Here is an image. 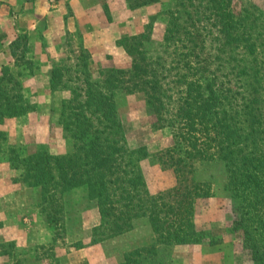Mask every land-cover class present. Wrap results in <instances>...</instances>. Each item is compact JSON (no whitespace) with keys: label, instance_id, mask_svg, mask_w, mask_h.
Returning a JSON list of instances; mask_svg holds the SVG:
<instances>
[{"label":"rangeland","instance_id":"374dc122","mask_svg":"<svg viewBox=\"0 0 264 264\" xmlns=\"http://www.w3.org/2000/svg\"><path fill=\"white\" fill-rule=\"evenodd\" d=\"M191 3L0 0V6L9 5L11 15L16 11L18 18L24 15L28 20L4 48L7 63L0 67V77L4 66L21 74L27 100L25 115L6 119L0 126V264H122L134 251L140 252L144 264H255L244 248L243 234L229 230L235 202L226 189L225 165L189 159L177 126L160 124L138 88H118L116 99L128 146L144 149L147 155L137 162L145 181L142 202L177 203L194 195L197 237L203 233L206 239L221 240L217 245L158 243L146 216L136 218L131 229L121 234L104 227L101 235H95L102 220L84 188L66 195L65 220L51 224L40 206L41 190L29 186L23 177L24 159L30 154L73 152L71 134L61 125L62 102L85 91L83 80L88 75L98 79L105 70L131 71L134 59L121 43L126 38L147 33L141 56L166 63V69L160 66L158 71L161 77L171 75L169 81L174 82L166 99L171 105L166 108L172 112L178 97L173 80L176 60L180 62L185 49L205 79L218 80V85L232 90L229 98L233 96L239 104L246 98H264V71L260 73L264 69V0H223V11L217 10L220 0L217 4L194 0L193 7ZM169 29L172 35L167 34ZM18 37L20 45L27 44V64L20 68L11 50ZM18 53L23 55L22 47ZM124 77L131 79L130 74Z\"/></svg>","mask_w":264,"mask_h":264},{"label":"trees","instance_id":"16d2710c","mask_svg":"<svg viewBox=\"0 0 264 264\" xmlns=\"http://www.w3.org/2000/svg\"><path fill=\"white\" fill-rule=\"evenodd\" d=\"M189 1L193 7L194 0ZM217 1L211 0L212 4ZM222 3L220 0L217 10H224ZM182 6L188 8L186 3ZM172 31L169 29L167 34L172 35ZM146 38L147 33H143L121 41L134 59L131 71L105 70L98 79L88 75L83 80L82 94L65 97L61 125L71 134L74 150L64 155L43 151L30 154L23 164L25 182L41 190L40 206L51 224L60 225L65 220L66 195L84 188L86 199L96 203L102 220L95 228V235H101L104 227L114 235L121 234L131 229L136 218L146 216L158 243L217 245L221 240L206 239L203 233L197 237L194 195L182 197L177 203L159 204L154 199L150 205L142 202L145 181L137 162L147 155L142 153L144 149L131 150L128 146L116 99L118 88H138L160 124L177 126L175 130L189 159L219 161L225 165L226 189L235 202L229 230L241 232L252 261L264 264V98L249 101L246 98L241 104L233 96L229 98L232 90L226 84L218 85V80L205 79L203 71L196 66L198 63L191 60L192 54L185 49L180 62L176 60L177 73L173 80L178 97L173 112L170 111L166 99L174 82L169 81L171 75L161 77L158 67L166 69L161 59L154 63L141 56L145 54ZM20 40L18 37L11 46L17 68L27 64L24 57L27 44L20 45ZM21 47L23 55L18 53ZM167 72L171 74V69ZM127 74L131 75L130 80L124 77ZM74 80L79 83L78 78ZM26 113L21 74L4 66L0 77V126L6 119ZM1 134L0 130V142ZM198 191L199 188L195 195ZM140 257V252H131L122 264H144Z\"/></svg>","mask_w":264,"mask_h":264},{"label":"crops","instance_id":"0c3cea01","mask_svg":"<svg viewBox=\"0 0 264 264\" xmlns=\"http://www.w3.org/2000/svg\"><path fill=\"white\" fill-rule=\"evenodd\" d=\"M16 12V11H15ZM15 12L11 15L9 5L0 6V67L7 63L6 47L13 41L16 32L25 27L27 23L26 16L20 15L19 18Z\"/></svg>","mask_w":264,"mask_h":264}]
</instances>
